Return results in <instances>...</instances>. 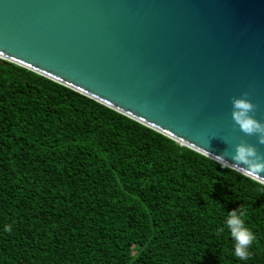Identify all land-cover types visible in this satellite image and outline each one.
<instances>
[{
  "label": "trees",
  "instance_id": "16d2710c",
  "mask_svg": "<svg viewBox=\"0 0 264 264\" xmlns=\"http://www.w3.org/2000/svg\"><path fill=\"white\" fill-rule=\"evenodd\" d=\"M0 264H264V185L0 62Z\"/></svg>",
  "mask_w": 264,
  "mask_h": 264
},
{
  "label": "water",
  "instance_id": "95a60500",
  "mask_svg": "<svg viewBox=\"0 0 264 264\" xmlns=\"http://www.w3.org/2000/svg\"><path fill=\"white\" fill-rule=\"evenodd\" d=\"M0 62L264 185L247 170L264 161V0H0ZM237 98L261 131L234 120Z\"/></svg>",
  "mask_w": 264,
  "mask_h": 264
},
{
  "label": "clouds",
  "instance_id": "9594fccd",
  "mask_svg": "<svg viewBox=\"0 0 264 264\" xmlns=\"http://www.w3.org/2000/svg\"><path fill=\"white\" fill-rule=\"evenodd\" d=\"M252 107V104L245 98H237L233 101V118L249 134L261 131V125L250 116ZM261 139L264 142V137ZM253 156L254 150L251 147H241L235 159L248 163L249 158ZM217 160L220 161L221 167L227 166L222 161V158L217 157ZM247 170L251 174H258L260 171H264V161L255 162L254 166ZM224 226L229 230L230 237L234 241V255L246 261L250 256V245H252L256 237L253 231L246 226L245 220L243 219V212L238 210L229 211L224 220ZM5 230L10 231L11 225H5ZM220 231H223V228Z\"/></svg>",
  "mask_w": 264,
  "mask_h": 264
}]
</instances>
